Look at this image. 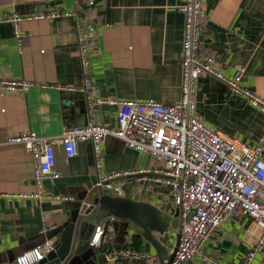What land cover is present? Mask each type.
<instances>
[{
    "label": "crops",
    "instance_id": "1",
    "mask_svg": "<svg viewBox=\"0 0 264 264\" xmlns=\"http://www.w3.org/2000/svg\"><path fill=\"white\" fill-rule=\"evenodd\" d=\"M181 5L182 0H94L93 7L88 6L87 0H0V21L15 14L75 12L97 31V55L90 61L95 97L169 105L180 96L184 24ZM203 8L201 53L212 57L226 77L242 70V87L264 100V0H204ZM20 27L26 36L21 54L12 25L0 22V79L75 91L35 87L25 94L0 96V264H14L17 256L45 241L54 244L55 239H49L51 231L65 223L77 205L91 206L96 198L97 177L88 142L78 143L77 155L72 159L65 158L55 143L56 171L60 178L44 182L42 200L15 197L37 191L33 164L22 146L2 143L22 132L54 138L66 128L88 124L84 97L79 91L82 78L76 20L23 22ZM195 105L197 116L208 128L227 132L252 148L260 144L264 114L243 97L234 95L222 82L212 77L199 78ZM117 112L115 106L98 107L96 120L106 127L117 128ZM154 166L150 156L126 148L117 139L108 138L102 144V169L106 173ZM114 185L131 200L150 204L170 220L176 219L166 186L136 176L121 177ZM176 220L178 227L169 230L168 244H174L179 234L178 217ZM105 224L107 229L100 248L89 247L74 264H103L104 250L135 249L133 244L141 254L155 256L131 225L125 231L126 225L122 223L115 227ZM258 234V227L248 216L227 219L214 231L202 254L221 264H243ZM169 257L170 251L162 262L169 261ZM126 264L149 263L140 259ZM187 264L203 263L194 257ZM253 264L264 262L257 258Z\"/></svg>",
    "mask_w": 264,
    "mask_h": 264
},
{
    "label": "built area",
    "instance_id": "2",
    "mask_svg": "<svg viewBox=\"0 0 264 264\" xmlns=\"http://www.w3.org/2000/svg\"><path fill=\"white\" fill-rule=\"evenodd\" d=\"M204 0H182L180 12L184 17L181 46V85L176 103L162 105L154 101H119L95 97L90 75L91 59L97 55L95 26L75 12L12 15L0 22L10 23L18 52H23L25 35L23 22L74 18L77 22V47L81 65L82 84L88 124L84 127L66 128L54 138H43L34 132H22L8 137L2 145L22 146L30 154L33 164V181L36 192L19 194L20 199L42 200L46 181H56L57 143L63 155L72 159L77 155L80 142L92 146L94 170L97 177L96 193L102 189L112 196H121L114 185L121 177H144L169 189L174 211L180 222L179 240L170 251L171 261L161 262L157 257L141 254L131 248H111L103 253L104 264H126L144 259L149 264H187L199 257L203 264H221L203 255L202 250L214 231L227 219L250 217L259 229L243 264H253L257 258L264 262V135L260 144L252 148L227 132L208 128L196 114L195 92L199 78L212 77L226 85L234 95L247 100L249 105L264 114V100L243 88L242 70L231 78L226 77L215 60L201 53V22L204 17ZM94 6V0H87ZM38 87L75 91L48 84H35L23 80H1L0 96L25 94ZM101 106L117 107V128L101 125L96 120V110ZM113 138L126 148L146 154L155 163L154 168L124 173H106L102 169V144ZM96 194V195H97ZM95 195V196H96ZM56 199L68 201L67 197ZM107 224L94 228L89 247L100 248L105 238ZM54 250L52 241H45L23 252L14 264H37Z\"/></svg>",
    "mask_w": 264,
    "mask_h": 264
},
{
    "label": "water",
    "instance_id": "3",
    "mask_svg": "<svg viewBox=\"0 0 264 264\" xmlns=\"http://www.w3.org/2000/svg\"><path fill=\"white\" fill-rule=\"evenodd\" d=\"M114 183V182H112ZM67 221L50 233L49 239H55L54 250L37 264H74L81 259L82 254L89 248V238L95 226L103 222L131 225L138 230L140 236L155 252V256L162 262L168 257L169 251H174V244L170 240L169 230H177V211L175 220L156 207L141 202H135L124 196H112L107 190H100L93 205L87 203L77 205ZM179 240V234L175 241ZM172 255L169 261L172 260Z\"/></svg>",
    "mask_w": 264,
    "mask_h": 264
},
{
    "label": "trees",
    "instance_id": "4",
    "mask_svg": "<svg viewBox=\"0 0 264 264\" xmlns=\"http://www.w3.org/2000/svg\"><path fill=\"white\" fill-rule=\"evenodd\" d=\"M97 194V193H96ZM95 194V195H96ZM95 197H97V196H95ZM133 248H135L134 250H136V251H138L139 250V247L138 246H136L135 244H133ZM132 249V248H131ZM106 250H104L102 253H101V260H102V263L104 264V260H103V253L105 252Z\"/></svg>",
    "mask_w": 264,
    "mask_h": 264
},
{
    "label": "rangeland",
    "instance_id": "5",
    "mask_svg": "<svg viewBox=\"0 0 264 264\" xmlns=\"http://www.w3.org/2000/svg\"><path fill=\"white\" fill-rule=\"evenodd\" d=\"M179 229H180V226H179Z\"/></svg>",
    "mask_w": 264,
    "mask_h": 264
},
{
    "label": "clouds",
    "instance_id": "6",
    "mask_svg": "<svg viewBox=\"0 0 264 264\" xmlns=\"http://www.w3.org/2000/svg\"><path fill=\"white\" fill-rule=\"evenodd\" d=\"M97 195H98V194H97ZM97 195H96V196H97Z\"/></svg>",
    "mask_w": 264,
    "mask_h": 264
}]
</instances>
